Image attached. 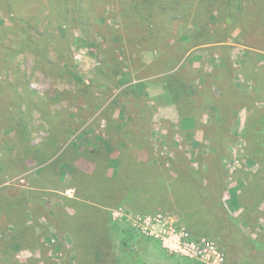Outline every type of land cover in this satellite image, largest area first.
<instances>
[{"label":"rangeland","instance_id":"rangeland-1","mask_svg":"<svg viewBox=\"0 0 264 264\" xmlns=\"http://www.w3.org/2000/svg\"><path fill=\"white\" fill-rule=\"evenodd\" d=\"M201 240L264 264V0H0V264Z\"/></svg>","mask_w":264,"mask_h":264},{"label":"built area","instance_id":"built-area-1","mask_svg":"<svg viewBox=\"0 0 264 264\" xmlns=\"http://www.w3.org/2000/svg\"><path fill=\"white\" fill-rule=\"evenodd\" d=\"M186 254L199 259L204 264H222L224 255L209 241L201 240L198 243L185 244Z\"/></svg>","mask_w":264,"mask_h":264},{"label":"trees","instance_id":"trees-1","mask_svg":"<svg viewBox=\"0 0 264 264\" xmlns=\"http://www.w3.org/2000/svg\"><path fill=\"white\" fill-rule=\"evenodd\" d=\"M231 69H230V63L228 62V61H226L225 59H224V63H223V69H222V73H220L218 76H216V77H214L213 78V81L214 82H216L217 80H220L221 81V79L222 78H224V77H226L227 75H228V72L230 71ZM223 100V99H222ZM221 104L223 105V101L221 102ZM223 124H224V121H223V119H221L220 120V122H219V125H218V131L220 130V132H219V134H218V138L219 139H221L222 137H223V134H224V127H223ZM37 151L38 150H40V149H36ZM46 152H48V151H46ZM42 154V153H41ZM40 154V155H41ZM55 155V150L53 151V152H50V154L48 155V153L46 154H44L43 156H41V158H40V160L38 161L37 160V162H40V164H42V162L44 163L45 161H48V159L49 158H51L52 156H54ZM35 158H37V157H35ZM50 160V159H49ZM219 186V185H218ZM220 190V189H219ZM212 196H213V198L214 199H218L219 198V191L216 193V194H212ZM125 245H126V247H129L128 246V244H126L125 243ZM128 251L130 252V253H133V251L131 250V248H128Z\"/></svg>","mask_w":264,"mask_h":264}]
</instances>
